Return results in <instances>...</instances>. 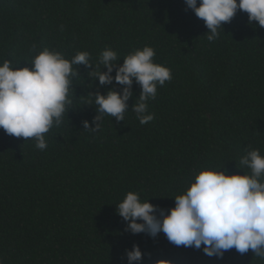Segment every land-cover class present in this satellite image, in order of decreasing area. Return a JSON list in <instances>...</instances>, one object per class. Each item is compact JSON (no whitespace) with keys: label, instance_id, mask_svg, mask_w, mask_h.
I'll return each instance as SVG.
<instances>
[{"label":"trees","instance_id":"obj_1","mask_svg":"<svg viewBox=\"0 0 264 264\" xmlns=\"http://www.w3.org/2000/svg\"><path fill=\"white\" fill-rule=\"evenodd\" d=\"M207 32L184 0H0V64L31 67L48 48L69 60L87 51L97 65L110 47L122 65L150 46L172 74L147 102L154 119L144 125L131 111L141 92L134 81L124 120L105 116L98 131L84 129L97 115L89 94L123 86L99 85L81 64L45 150L0 129L2 264H128L133 245L141 264H264L252 250L218 259L163 233L132 234L116 212L129 191L168 210L202 169L243 174L236 165L248 150L264 156V27L238 10L218 39L209 42Z\"/></svg>","mask_w":264,"mask_h":264},{"label":"clouds","instance_id":"obj_2","mask_svg":"<svg viewBox=\"0 0 264 264\" xmlns=\"http://www.w3.org/2000/svg\"><path fill=\"white\" fill-rule=\"evenodd\" d=\"M184 2L187 9L204 21L209 42L219 38L223 24L229 23L238 10L248 14L249 24L255 21L264 27V0ZM154 56V49L145 46L125 56L120 65L117 52L109 47L100 54L98 64L93 65L87 51H79L69 60L58 51L44 48L32 58L31 67L19 68L5 60L0 64V129L25 141L33 139L36 148L45 150V134L53 126L61 125L71 104L72 78L79 75L73 66L81 64L92 68L88 76L98 80L99 85L115 81L123 86L119 92L110 89L106 95L89 94L93 98L89 104L95 106L97 115L93 118L94 127L83 121L84 129L98 131L105 116L124 120L134 81L141 92L131 111L141 125L147 124L154 119L147 102L156 98L158 85L164 86L172 79L171 70L155 63ZM236 167L243 174L202 169L186 192L174 197L175 206L168 210L159 209L148 200L141 201L138 193L129 191L116 205V212L126 222L125 230L132 234L143 232L155 238L163 233L177 247L202 250L208 257L218 259L231 249L240 254L252 250L254 257L264 261V156L259 149L248 150ZM126 257L128 264H141L143 253L138 245H133L126 250ZM155 264L172 261L160 259Z\"/></svg>","mask_w":264,"mask_h":264}]
</instances>
